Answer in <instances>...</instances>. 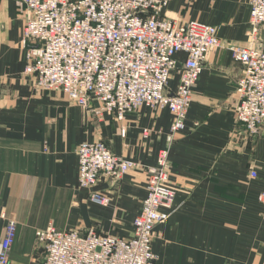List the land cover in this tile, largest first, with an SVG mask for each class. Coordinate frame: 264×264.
<instances>
[{
  "label": "crops",
  "instance_id": "obj_1",
  "mask_svg": "<svg viewBox=\"0 0 264 264\" xmlns=\"http://www.w3.org/2000/svg\"><path fill=\"white\" fill-rule=\"evenodd\" d=\"M166 16L178 23L213 25L227 45L248 43L249 0H169ZM22 0H0V242L9 219L17 223L10 264H43L36 230L95 229L129 238L147 196V169L169 148V218L155 227L159 264H264V125L257 136L237 122L236 82L242 65L226 48L208 53L193 91L184 129L171 136L169 108L140 107L118 121L70 102L62 90H47L26 72ZM264 46V28L259 33ZM169 89L176 90L185 52L175 56ZM126 126L125 136L120 133ZM103 140L136 163L120 180L79 184L77 148ZM256 170L257 177L250 178ZM110 197L107 206L91 193ZM167 210V209H165Z\"/></svg>",
  "mask_w": 264,
  "mask_h": 264
},
{
  "label": "built area",
  "instance_id": "obj_2",
  "mask_svg": "<svg viewBox=\"0 0 264 264\" xmlns=\"http://www.w3.org/2000/svg\"><path fill=\"white\" fill-rule=\"evenodd\" d=\"M168 1L22 0L26 72L41 88L62 90L70 102L97 118L108 114L122 122L140 107L169 108L174 136L185 127L208 53L226 47L243 70L236 82L237 122L257 136L264 125V46L258 44L264 0H249L251 30L245 46L226 45L213 25L180 24L166 16ZM178 52H185L187 58L173 91L169 81L177 69ZM126 131L121 126L122 136ZM77 153L82 188L102 179L120 180L136 165L115 154L103 140L82 142ZM169 166V148H164L158 164L147 169V196L134 220L133 236L49 225L36 230L37 242L45 250L43 264H159L152 247L154 230L169 218L175 197ZM256 177V170H251L250 178ZM90 199L104 206L111 200L99 191L92 192ZM259 200L264 204V189ZM16 234L17 223L9 219L0 242V264H10Z\"/></svg>",
  "mask_w": 264,
  "mask_h": 264
},
{
  "label": "rangeland",
  "instance_id": "obj_3",
  "mask_svg": "<svg viewBox=\"0 0 264 264\" xmlns=\"http://www.w3.org/2000/svg\"><path fill=\"white\" fill-rule=\"evenodd\" d=\"M156 255V254H155ZM156 258H157V256H156Z\"/></svg>",
  "mask_w": 264,
  "mask_h": 264
}]
</instances>
